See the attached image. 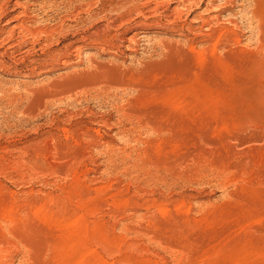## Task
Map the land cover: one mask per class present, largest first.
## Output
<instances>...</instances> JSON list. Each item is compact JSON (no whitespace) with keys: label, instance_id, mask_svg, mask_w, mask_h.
<instances>
[{"label":"rangeland","instance_id":"obj_1","mask_svg":"<svg viewBox=\"0 0 264 264\" xmlns=\"http://www.w3.org/2000/svg\"><path fill=\"white\" fill-rule=\"evenodd\" d=\"M0 264H264V0H0Z\"/></svg>","mask_w":264,"mask_h":264},{"label":"bare ground","instance_id":"obj_2","mask_svg":"<svg viewBox=\"0 0 264 264\" xmlns=\"http://www.w3.org/2000/svg\"><path fill=\"white\" fill-rule=\"evenodd\" d=\"M20 5V4H19ZM85 10V9H84ZM87 10V9H86ZM178 13V12H177ZM20 14V13H19ZM24 16V15H23ZM104 16V15H103ZM39 23V22H38ZM136 26V25H135ZM22 28V27H21ZM106 28V27H105ZM52 30V29H51ZM30 32V31H29ZM67 37V36H66ZM133 40V39H132ZM9 52V51H8ZM95 125V124H94ZM157 134V133H156Z\"/></svg>","mask_w":264,"mask_h":264}]
</instances>
